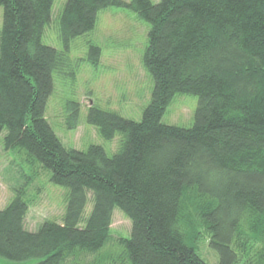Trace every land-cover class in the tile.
<instances>
[{
	"label": "trees",
	"instance_id": "trees-1",
	"mask_svg": "<svg viewBox=\"0 0 264 264\" xmlns=\"http://www.w3.org/2000/svg\"><path fill=\"white\" fill-rule=\"evenodd\" d=\"M53 1L0 0V134L4 149H24L68 189L65 210L61 222L30 231L24 219L40 186L28 199L14 188L0 209V256L116 264L108 253L95 257L111 239L116 206L131 222L129 236L114 244L124 264H207L199 238H208L217 264H264V0H66L59 16L66 51L111 5L150 25L142 63L153 87L141 119L87 110L102 137L122 135L112 155L99 144L66 147L45 118L53 72L67 64L42 41ZM88 54L95 64L99 46L90 44ZM179 92L198 98L191 127L161 121ZM68 105L71 127L79 105Z\"/></svg>",
	"mask_w": 264,
	"mask_h": 264
},
{
	"label": "rangeland",
	"instance_id": "rangeland-1",
	"mask_svg": "<svg viewBox=\"0 0 264 264\" xmlns=\"http://www.w3.org/2000/svg\"><path fill=\"white\" fill-rule=\"evenodd\" d=\"M65 2L53 1L51 20L42 34L43 43L63 51L67 59V64L61 70L53 72V91L47 99L45 118L66 147L85 150L91 144H99L107 154L112 155L119 149L122 135L117 132L110 139L102 137L97 127L87 121V110L94 105L136 121L141 119L144 108L151 101L153 87L152 78L142 63L150 25L131 8L111 5L97 13L91 30L69 40L66 51L59 32V16ZM2 14L3 7L0 5V29ZM90 44L100 48V56L95 64L88 54ZM69 101H77L79 105L77 120L71 127L68 125L73 121ZM197 104L196 95L176 93L165 108L161 121L191 127ZM3 135L2 132L0 209L14 197V188H25V198L28 199L35 196V188L40 186L34 201L28 205L25 227L34 231L44 220L61 222L68 189L49 181L38 160L24 149H4ZM91 205L88 199L84 208L85 215H88ZM130 230V219L115 206L110 225L111 239L95 257L102 258L108 253L107 259L110 262L124 264L123 247L114 244L119 236L128 237ZM199 246L198 253L204 261L217 264V252L209 246L208 238H199ZM35 261L36 258L14 261L0 256V264H32Z\"/></svg>",
	"mask_w": 264,
	"mask_h": 264
}]
</instances>
